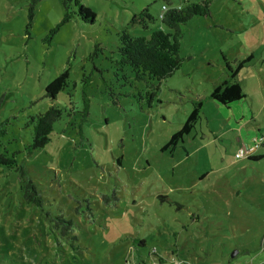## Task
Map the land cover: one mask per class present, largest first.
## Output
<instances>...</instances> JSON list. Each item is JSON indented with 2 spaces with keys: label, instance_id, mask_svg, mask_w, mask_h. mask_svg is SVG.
Wrapping results in <instances>:
<instances>
[{
  "label": "rangeland",
  "instance_id": "1",
  "mask_svg": "<svg viewBox=\"0 0 264 264\" xmlns=\"http://www.w3.org/2000/svg\"><path fill=\"white\" fill-rule=\"evenodd\" d=\"M31 1L0 0L1 143L42 205L26 203L19 172L0 166V264H264V149L235 156L264 133L250 118L264 108L247 74L264 72V0H211L209 16L180 26V66L146 83L115 75L118 35L169 31L162 6L183 0H81L94 22L73 17L51 36L62 0H39L27 27ZM249 55L238 72L246 97L228 106L211 99L226 64ZM64 69L67 86L47 97L45 85ZM138 89L155 95L140 98ZM197 100L191 131L165 146ZM51 105L61 116L49 141L30 149L31 119ZM46 214L71 220V229Z\"/></svg>",
  "mask_w": 264,
  "mask_h": 264
},
{
  "label": "trees",
  "instance_id": "2",
  "mask_svg": "<svg viewBox=\"0 0 264 264\" xmlns=\"http://www.w3.org/2000/svg\"><path fill=\"white\" fill-rule=\"evenodd\" d=\"M39 0H32L27 12L28 22L32 20L33 8ZM211 0H183V2L176 8H167L161 14L160 21L165 25L169 31L163 29H156L150 33L148 37L143 35L129 34L122 30L118 35V44L116 45L115 55L113 59L115 67V75L122 77L125 81L128 79L129 72L133 81L148 82L152 80L160 81L171 74L180 66L181 58L179 56V38L181 36L180 26L186 23L194 16L207 17L210 15L209 4ZM64 14L60 22L48 32L49 36L57 30L62 24L76 17L86 23H93L95 14L90 8L84 6L81 0H62ZM166 6V5H165ZM143 10L140 14H145ZM148 18L151 16L147 15ZM251 59L247 56L244 60L236 63L234 67L226 64L227 76L210 91V98L217 103L228 106L230 103L238 101L244 97L243 90L237 80V73ZM69 77V70L64 69L57 76H55L45 87V95L51 99H55L57 93L67 86ZM133 84V83H131ZM134 86V84H133ZM144 92V94H142ZM138 97L142 98L146 95L149 99L155 95V92L148 90H137ZM120 93L110 91L112 100H116ZM115 97V98H114ZM201 108V101L197 100L192 110L187 115L182 126L174 132L168 139L165 146H175L179 141H182L184 135H187L197 119L199 118ZM62 110L57 106L51 105L44 112L38 113L32 117L31 122L33 126L32 142L28 146L30 149L41 148L49 141V134L52 130L53 123L59 119ZM0 122V166L7 169H15L19 172L22 179L20 188L22 189V199L32 204L34 207L41 208L42 198L35 188L33 181L26 177V171L22 166L18 165L15 157L16 152L8 153L7 149L2 147L1 138L5 134V126ZM262 156L250 157L257 160ZM161 198V197H160ZM49 221L54 222V225L59 230L71 229V220H66L62 215L47 216ZM66 236V235H65ZM75 236L73 235L72 240ZM68 240V238H67ZM135 243L140 244L141 240L135 238ZM159 264H163V258L157 259Z\"/></svg>",
  "mask_w": 264,
  "mask_h": 264
},
{
  "label": "crops",
  "instance_id": "3",
  "mask_svg": "<svg viewBox=\"0 0 264 264\" xmlns=\"http://www.w3.org/2000/svg\"><path fill=\"white\" fill-rule=\"evenodd\" d=\"M250 56H251V59H252L253 58L252 55H250ZM251 59L247 63H245L243 66H245L246 64L248 65L250 63ZM262 63L264 65V61H262ZM247 74H249V77L252 78L253 81L255 82L256 89L258 91L257 97H259L258 102L260 101V104H261L260 106H262L264 108V92L261 93L262 88H264V72H260V71H258L257 73L247 72ZM236 77H237V80L239 81V84H240L242 90H243L244 97L242 99H244L246 97L247 93H246V91H245V89L243 87V83L238 78V73H237ZM216 85H218V84H216ZM242 99H240V100H242ZM260 108L261 107H259V109H258V114H257L256 110H255L256 114L254 113L255 111L252 112L251 110L249 111V114H250V116H251L250 118L252 120L254 118L259 119V120H261L263 122L262 124L264 125V111L263 112H262V110L260 111ZM259 113H263V115H262L263 118H262V116H261V119L259 118L260 117ZM237 117H238V119L235 118V120H240V118H244V113L243 112L240 113ZM254 124L255 125L252 126L253 128H255V134L254 135H258L259 133H261V125H259L258 123H254ZM243 125L244 124L242 122V124L238 125V127L236 128V132H238V134L237 135L235 134V136H233V140L236 143V146L234 148H237V146L239 144L243 143V138H242V134H241ZM254 135H252V136H254ZM259 154L260 153H258L257 156H259ZM251 157H254V156L252 155Z\"/></svg>",
  "mask_w": 264,
  "mask_h": 264
},
{
  "label": "built area",
  "instance_id": "4",
  "mask_svg": "<svg viewBox=\"0 0 264 264\" xmlns=\"http://www.w3.org/2000/svg\"><path fill=\"white\" fill-rule=\"evenodd\" d=\"M166 10V6H162V13ZM161 13V14H162ZM159 15L161 17L162 15ZM252 145L248 147H242L238 148V150L235 152L236 157L249 155L253 150H256L257 147L264 149V133L259 134L256 138L252 139ZM157 264V263H154ZM159 264V263H158Z\"/></svg>",
  "mask_w": 264,
  "mask_h": 264
},
{
  "label": "water",
  "instance_id": "5",
  "mask_svg": "<svg viewBox=\"0 0 264 264\" xmlns=\"http://www.w3.org/2000/svg\"><path fill=\"white\" fill-rule=\"evenodd\" d=\"M234 256V253H231V257Z\"/></svg>",
  "mask_w": 264,
  "mask_h": 264
}]
</instances>
